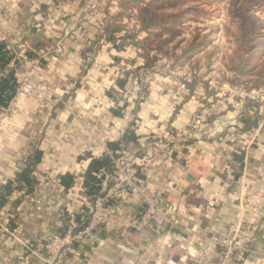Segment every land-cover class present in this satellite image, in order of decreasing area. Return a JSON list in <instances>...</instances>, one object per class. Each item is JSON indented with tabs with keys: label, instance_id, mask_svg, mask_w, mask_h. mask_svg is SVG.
<instances>
[{
	"label": "crops",
	"instance_id": "0c3cea01",
	"mask_svg": "<svg viewBox=\"0 0 264 264\" xmlns=\"http://www.w3.org/2000/svg\"><path fill=\"white\" fill-rule=\"evenodd\" d=\"M81 3L0 0V43L18 55H37L21 61L18 80L38 61L36 81L47 87L15 96L7 108L0 106V186L15 176L29 150L37 146L43 151L34 192L16 190L0 207V264H47V239L64 233L67 218L83 214L91 203L84 174L92 158L108 154V143L121 139L131 123L137 143L123 151L151 189L167 183L177 225L165 231L138 227L142 203L131 199L92 238L74 243L61 264H219L226 237L247 247L229 264H264V171L259 172L264 161H258L264 149L254 142L258 129L238 135L247 137L243 145L232 134L226 139L192 137L174 145L170 135L186 131L182 127L200 100L179 99L181 84L156 74L143 102L138 48L121 46L119 40L117 46L107 41L97 50L90 48V36L81 33ZM124 78L123 90L119 81ZM124 103L123 114L114 115L111 109ZM151 138L169 143L166 151L153 149ZM244 147L251 153L241 163L237 153ZM66 174L74 176L68 189L61 181Z\"/></svg>",
	"mask_w": 264,
	"mask_h": 264
},
{
	"label": "rangeland",
	"instance_id": "374dc122",
	"mask_svg": "<svg viewBox=\"0 0 264 264\" xmlns=\"http://www.w3.org/2000/svg\"><path fill=\"white\" fill-rule=\"evenodd\" d=\"M81 1V33L90 36V48L97 50L108 37L119 40L121 46L138 48L142 57L138 60L143 63L138 89L143 102L156 74L181 84L179 99L187 95L200 100L199 109L187 127H182L186 131L170 135L174 145L187 143L192 137L226 139L231 134L240 141L238 144H247V137L238 136L245 132L241 119L243 115H254L261 116L254 142L264 149V0H184L180 8L187 9L188 18L174 25L179 33L163 31L159 37L144 29L142 18L177 13V8L161 0H141L138 6L135 0ZM146 37L150 39L145 41ZM163 39L171 40L162 43ZM35 90L40 92L34 88L25 94ZM130 91L134 92L131 88L128 95ZM176 106L177 111L179 104ZM149 140L156 151L169 146L156 138ZM246 151L245 156L251 153ZM258 157V161H264V151ZM262 167L259 172L264 171ZM246 249L237 253H245Z\"/></svg>",
	"mask_w": 264,
	"mask_h": 264
},
{
	"label": "built area",
	"instance_id": "2783aa9c",
	"mask_svg": "<svg viewBox=\"0 0 264 264\" xmlns=\"http://www.w3.org/2000/svg\"><path fill=\"white\" fill-rule=\"evenodd\" d=\"M24 60V59H22ZM39 62L29 66L19 81L16 96L31 92L34 88L46 91L45 85L36 87ZM110 156H114L111 151ZM114 167L105 173L102 193L89 204L88 223L81 229L74 215L67 218L64 233H54L44 244L47 264H61L74 243H83L92 238L101 226L108 223L117 212L120 204L131 199H139L142 203L137 217V226L152 231H165L177 225V207L169 200L166 192L167 183L151 189L140 179L133 162L124 151L113 157ZM245 245L238 239L226 237L222 241L220 264H229L234 255L243 250Z\"/></svg>",
	"mask_w": 264,
	"mask_h": 264
},
{
	"label": "trees",
	"instance_id": "16d2710c",
	"mask_svg": "<svg viewBox=\"0 0 264 264\" xmlns=\"http://www.w3.org/2000/svg\"><path fill=\"white\" fill-rule=\"evenodd\" d=\"M141 0H135L134 5L138 6ZM164 5L177 8V13H168L161 16H151L150 18L143 17L142 21L144 24V29L151 34V36L159 37L162 35L163 31L169 33H179L174 26L178 22H183V18H188L186 13L187 9L182 10L180 4L184 0H161ZM167 3V4H166ZM180 8V9H179ZM183 15V16H182ZM146 37L144 40H149ZM116 39L114 37H108L107 41L115 44ZM171 39H163L162 43H168ZM161 46V43L158 47ZM37 55L34 51H25L18 55L15 50H13L7 43H0V106L4 109L9 106L13 98L16 96V89L19 84L18 77L16 75L17 70L21 67L22 59H34ZM41 64H45V61L40 58ZM148 66V65H147ZM264 75V73H263ZM128 79L124 78L119 81V86L124 90ZM194 88V87H193ZM192 88V90H193ZM113 92L108 91V95L112 96ZM141 99L136 102V109L139 108ZM127 103L122 106H117L112 108V113L116 116H121L123 110H125ZM256 113V112H255ZM259 114V113H257ZM261 116H242V129L243 131H249L260 126ZM134 123H131L129 128L125 131L121 139L117 141H112L108 143V147L113 157H118L123 150L130 144L137 143V136L135 133ZM244 151L239 149L237 156L241 163L244 160ZM89 155V154H88ZM113 157L109 154L103 155L100 158L93 157L85 174H84V186L85 195L88 200L92 203L95 199L102 193L103 180L105 178V173L111 172L114 167ZM43 158V151L35 146L28 151L27 154L22 158L21 165L16 172L15 176L7 181V183L0 186V207H2L9 196L14 191H23L25 194H31L34 192L38 180L35 175V169L37 165L41 162ZM243 165L241 164L239 172L236 173V178L241 175ZM139 176L140 172L137 171ZM142 178V177H140ZM63 186L68 189L74 183V176L71 174H66L61 177ZM88 211L89 208L85 207L83 214L77 215L76 220L78 222L79 228H83L88 223Z\"/></svg>",
	"mask_w": 264,
	"mask_h": 264
}]
</instances>
